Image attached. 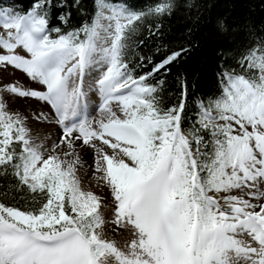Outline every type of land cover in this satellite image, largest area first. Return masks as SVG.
<instances>
[{
  "label": "snow or ice",
  "instance_id": "6c2138e0",
  "mask_svg": "<svg viewBox=\"0 0 264 264\" xmlns=\"http://www.w3.org/2000/svg\"><path fill=\"white\" fill-rule=\"evenodd\" d=\"M51 3L0 7V62L39 82L29 90L5 87L44 101L63 125L88 86L86 65L99 57L107 99L98 120L63 127L50 150L33 142L26 118L0 101V167L41 195L30 209L0 202V264H264V48L258 62L256 49L240 60L259 67V75L222 73L221 97L203 103L184 129L187 81L165 108L149 78L189 46L134 75L127 49L144 43L130 41L142 15L95 0L89 19L82 0H72L84 22L66 30L49 26L41 9ZM155 11L164 13L165 3ZM71 15L61 12V25ZM136 57L137 68L152 62V55ZM81 141L95 154L92 177L110 189L104 208L78 176ZM105 208L115 229L124 230L123 245L104 233Z\"/></svg>",
  "mask_w": 264,
  "mask_h": 264
},
{
  "label": "trees",
  "instance_id": "16d2710c",
  "mask_svg": "<svg viewBox=\"0 0 264 264\" xmlns=\"http://www.w3.org/2000/svg\"><path fill=\"white\" fill-rule=\"evenodd\" d=\"M160 3H165L164 13L155 11ZM32 4L33 0H0V7L15 6L23 11L31 8ZM58 4L59 0H52L49 8L41 9L49 17V26L70 30L72 24L79 26L84 22L78 9L71 7L72 0H66V7ZM82 4L88 7L90 19L95 14V0H82ZM106 6H119L124 14L144 17L130 36L131 42L143 40L144 43L136 49H127V55L133 57L129 67L134 75L148 72L170 51L189 46L149 78L158 93L156 99L165 108L178 101L183 82L187 81L184 129L191 128L203 103L207 106L221 97L222 73L226 75L228 69H234L249 79L253 73L259 75V67L249 68L247 63L242 66L240 60L254 49L258 50L257 62L262 55L264 0H106ZM63 11L72 13L68 25H61L58 19ZM158 45L159 52L156 51ZM137 52L152 55V62L142 68L135 67ZM161 77L163 83H159ZM40 199L38 190L33 193L26 186H21L11 169L6 172L0 167V202L20 206L24 210L25 206L29 209L38 206Z\"/></svg>",
  "mask_w": 264,
  "mask_h": 264
},
{
  "label": "rangeland",
  "instance_id": "374dc122",
  "mask_svg": "<svg viewBox=\"0 0 264 264\" xmlns=\"http://www.w3.org/2000/svg\"><path fill=\"white\" fill-rule=\"evenodd\" d=\"M116 10V9H110ZM120 11V10H116ZM121 12V11H120ZM122 13V12H121ZM20 54H25L22 50ZM102 64L100 58L97 57L93 62L86 65L85 77L86 84L88 86H82V98L85 108L87 109L86 117L83 114V118H86L87 123L91 121L90 114L94 112H101L102 106L100 105L101 95L105 93L103 87L98 83L102 76ZM14 85L22 90H29L36 87L39 82L32 80L21 69H16L10 64L0 62V101L3 102L7 111L13 113H19L20 116L26 118L25 124L29 129V135L31 140L36 144H43L45 150H50L51 145L55 142L58 143V137L62 134V128L68 127L66 122L68 116L65 118L63 125L56 123L55 112L51 109L50 105H46L44 101H39L36 98L30 96H21L18 93H13L10 89L5 87L6 85ZM99 98V99H98ZM95 99H98L97 101ZM80 105H77L76 113H81ZM43 113V117L37 119L40 113ZM79 115V114H77ZM45 117V118H44ZM81 123L74 122V125H80ZM71 126V127H72ZM51 127V130L47 128ZM67 150V149H65ZM76 154L79 156V161L76 164L78 169V176L81 179L85 188H90L95 191L102 198L101 207L104 208L105 204L111 201L110 189L94 177L92 172L94 168V152L89 150V146H82V141L76 145ZM233 194H241L239 190H233ZM105 219L108 222L104 227V233L108 238L115 239L123 245L125 240L122 237L123 229L116 230L111 221V209L105 208Z\"/></svg>",
  "mask_w": 264,
  "mask_h": 264
},
{
  "label": "bare ground",
  "instance_id": "6f19581e",
  "mask_svg": "<svg viewBox=\"0 0 264 264\" xmlns=\"http://www.w3.org/2000/svg\"><path fill=\"white\" fill-rule=\"evenodd\" d=\"M99 99V98H98ZM98 99H95L96 101L98 100ZM85 103H84V107H85ZM84 114V113H83ZM83 114L81 115V116H83ZM80 115V114H79ZM79 115H77V113H76V111H75V113L74 114H72V115H70V116H68L67 118H68V121H67V123H69V122H72L75 118H78L79 117ZM90 119H91V121H95V120H98L99 118H100V112H94L93 114L91 113L90 114ZM66 118V119H67ZM83 120H84V118H83ZM48 130H51L52 128L51 127H48L47 128Z\"/></svg>",
  "mask_w": 264,
  "mask_h": 264
}]
</instances>
